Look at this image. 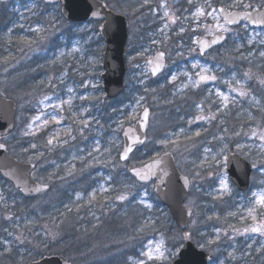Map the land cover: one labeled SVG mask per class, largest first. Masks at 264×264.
I'll list each match as a JSON object with an SVG mask.
<instances>
[{
	"label": "rangeland",
	"instance_id": "rangeland-1",
	"mask_svg": "<svg viewBox=\"0 0 264 264\" xmlns=\"http://www.w3.org/2000/svg\"><path fill=\"white\" fill-rule=\"evenodd\" d=\"M105 1L129 15L127 90L115 100L106 99L101 87L105 41L99 22L72 25L60 6L44 7L45 0L0 7V23L9 19L0 25V88L20 104L18 130L3 140L16 157L37 162L35 178L52 186L32 201L0 176V264L35 260L42 249L75 264L174 260L183 233L166 232L171 216L156 202L153 184L139 185L119 160L123 129L147 106L152 109L148 144L129 164L173 151L193 183L186 204L195 213L189 233L198 245L216 254L214 264H264V231H251L264 224V206L252 195L264 192V29H250L246 22L229 27L217 10L218 3L258 9L264 0ZM36 17L41 23L30 24ZM219 29L228 33L227 43L202 56L198 38ZM28 31L35 43L23 44L21 53L11 51L10 45L22 41L17 33L23 37ZM159 50L168 55V67L154 78L148 59ZM201 74L215 79L202 82ZM232 151L259 165L248 194L236 190L225 170ZM113 184L125 199L111 197ZM111 198L113 204L124 202L116 214L124 225L106 236L98 229L97 209ZM83 219L85 229L93 224L88 232L75 227ZM236 224L238 241L232 234ZM70 227L73 236L61 239ZM89 237L96 240L88 244ZM76 239L86 247L80 249Z\"/></svg>",
	"mask_w": 264,
	"mask_h": 264
},
{
	"label": "water",
	"instance_id": "water-1",
	"mask_svg": "<svg viewBox=\"0 0 264 264\" xmlns=\"http://www.w3.org/2000/svg\"><path fill=\"white\" fill-rule=\"evenodd\" d=\"M6 0H0L3 2ZM49 3H60L64 17L73 23L86 22L91 19L103 20L100 27V33L106 40V49L104 51V61L102 79L103 89L106 90V97L115 98L125 90V74L126 68V43L128 40V18L125 15L118 14L108 7L103 0H46ZM224 20L233 21L232 25H238L242 19L246 18L250 26L255 28L264 27V7L259 11H228L222 7L219 8ZM223 36V39L218 40L213 44L212 41L217 37ZM227 39V35L223 31H219L215 35L201 37L199 39L200 50L206 53L210 49L220 46ZM207 45V46H206ZM160 53L163 57L160 58ZM162 59L163 67L160 71L153 74L155 77L165 70L166 55L164 52L156 53L155 57L149 62L153 68ZM141 114V118L137 120L135 126H127L124 138V149L122 157H128L138 147L145 144L147 139V127L149 123V115L151 109ZM17 105L13 99L5 98L0 94V136L8 135L15 129L17 117ZM0 171L2 175L12 180L16 186L23 191L27 197L36 196L45 190L49 189L47 184H42L35 179H32V171L35 169V163L19 161L8 153V148L4 143L0 142ZM128 147L132 148L131 152H127ZM228 168L226 169L231 176L232 181L242 191H246L250 186L251 173L256 169V166L250 164L248 160L243 159L239 154H231L229 157ZM139 173V175H137ZM131 174L141 182H151L156 180L155 192L164 204L168 205L172 216L177 221L178 226L185 229L188 227L192 217V211L189 210L184 201L188 197L190 180L180 170L175 162V155L172 152H165L152 158L149 162L134 167L131 169ZM144 176L146 179H141ZM187 181V183H186ZM37 189H39L37 191ZM214 257L211 253L196 247L191 241H187L184 248L181 250L179 258L173 264H211ZM26 264H72L64 260L60 255L47 256L43 259L36 260Z\"/></svg>",
	"mask_w": 264,
	"mask_h": 264
},
{
	"label": "snow or ice",
	"instance_id": "snow-or-ice-1",
	"mask_svg": "<svg viewBox=\"0 0 264 264\" xmlns=\"http://www.w3.org/2000/svg\"><path fill=\"white\" fill-rule=\"evenodd\" d=\"M221 11H223V9H221ZM198 14L199 15H203V11L202 10H198ZM165 15H167V13H165ZM229 23H232L233 21H228ZM183 30V29H182ZM223 39V36H219L217 37L216 40H213L212 43L215 44L218 42V40H221ZM207 46V45H206ZM160 58L163 57V53H160ZM261 55H264V53H261ZM163 67V63H162V59L160 62H158L155 66V68H153V74H155L156 72L160 71L161 68ZM193 67H196L195 65ZM203 71H207V69H204ZM176 77H172V79L174 80ZM201 80H206V79H215V76H212V77H208V76H201L200 77ZM241 95H243V93H241ZM225 100H227V97H225ZM64 102L61 101L60 104L56 105L57 108H61L63 106ZM145 116H147V110H145ZM36 119H39V117H37ZM53 120H56L57 123H59V120L57 119V117H52ZM45 123H47V121H45ZM261 139H264V136H261ZM49 144L52 143L51 140L48 141ZM0 147H3V145H0ZM33 147H35V145H33ZM132 151V148L131 147H128L127 150H126V153L127 152H131ZM122 158H127V155L125 154L124 157ZM137 175H139V173H137ZM141 179H146V177L144 176H141L140 177ZM187 183V181H186ZM39 189H37L38 191ZM253 197L256 198V203L261 205V206H264V192H261V193H253L252 194ZM120 199H125V197L121 196ZM250 214H251V210H250ZM253 219H255V217H253ZM262 229H264V224H259L255 227H252L251 228V231L253 232H260ZM245 231H248V229H246ZM157 252L159 253V257H164V252L160 251L159 247L157 248ZM147 255L149 256V258L151 259L152 258V254L149 252L147 253Z\"/></svg>",
	"mask_w": 264,
	"mask_h": 264
},
{
	"label": "trees",
	"instance_id": "trees-1",
	"mask_svg": "<svg viewBox=\"0 0 264 264\" xmlns=\"http://www.w3.org/2000/svg\"><path fill=\"white\" fill-rule=\"evenodd\" d=\"M159 204V203H158ZM162 206V205H161ZM167 228L165 229L166 232H169L170 231V228L168 227V225L166 226Z\"/></svg>",
	"mask_w": 264,
	"mask_h": 264
}]
</instances>
